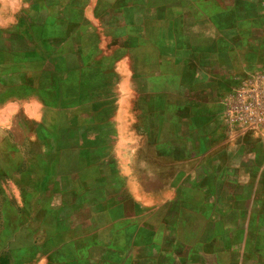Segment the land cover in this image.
Segmentation results:
<instances>
[{
	"label": "rangeland",
	"instance_id": "obj_1",
	"mask_svg": "<svg viewBox=\"0 0 264 264\" xmlns=\"http://www.w3.org/2000/svg\"><path fill=\"white\" fill-rule=\"evenodd\" d=\"M199 4L200 0H0L1 50L19 44L30 51L25 63L39 64L38 71L28 73L38 84L12 86L2 81L11 69L0 61V260L264 264V250L257 251L264 246V234H259L264 219H248V230L239 233L236 227L242 220L229 218L215 200L216 177L204 178L187 192L170 181L165 185L143 179L127 154L135 134L132 128L119 131L126 133L124 143L117 135L112 138L119 115L146 113L149 100L165 109V100L181 98L171 86H147L158 62L159 72L196 81L192 68L195 71L200 58L179 52L186 47L195 51L196 43L177 36L182 30L178 23H188L190 35L201 30L195 19ZM204 64L203 98L215 99L229 129L256 133L264 147L258 131L231 127L224 116L229 94L253 75L240 76L219 95L207 73L213 60L206 57ZM133 81L144 86H134ZM188 94L196 97V92ZM98 123H109V130L102 127L93 136L90 128ZM145 125L140 123L143 141H156L149 138ZM106 157L109 165L103 161ZM248 170L242 172L245 181L252 176ZM201 249L216 256L202 258Z\"/></svg>",
	"mask_w": 264,
	"mask_h": 264
},
{
	"label": "crops",
	"instance_id": "obj_2",
	"mask_svg": "<svg viewBox=\"0 0 264 264\" xmlns=\"http://www.w3.org/2000/svg\"><path fill=\"white\" fill-rule=\"evenodd\" d=\"M199 5L200 13L195 19L198 21L196 26H201V30H197L196 35H190L188 23H178L182 30L177 36L182 42L196 43L195 51L188 47L179 51L200 58L195 71L192 68L196 81L161 73L158 71L161 63L158 62L154 73L149 74L150 83L147 86H171L174 92L181 94V98L165 100V109H159L156 102L149 100L150 111L133 113L128 117L119 115L116 119L118 132L115 134L113 128L112 138L117 135L124 143L126 133L119 131L132 128L135 134L131 135L133 143L128 147L127 154L134 171L143 179H157L165 185L170 181L171 185L187 192L190 186H197L204 178L216 177L215 200L226 208L229 218L242 220L236 230L245 233L248 219H264V147H261V139L256 133L229 129L218 113L215 99L206 101L203 98L202 88L206 86L204 59L213 60V68L207 73L214 80L210 85L213 92L215 90L219 95L223 87L237 83L240 76L264 73V0H200ZM186 9L188 12L189 8ZM156 52L160 53L156 56L163 57L161 51ZM76 54L75 51V57ZM29 55V48L20 49L19 44L8 51L0 48V61L4 59V64L11 69L5 72L2 81L12 86L38 84V81L28 78V73L38 71L39 65L38 62H27V66L25 61ZM166 57L173 59L172 56ZM186 67L188 73V63ZM52 78L50 75V80ZM141 83L133 81L134 86H144ZM120 86H125L124 82ZM194 86L202 87L199 90ZM191 92H196V97H189ZM134 121L139 125L131 126ZM141 122L146 124L143 127L148 130L149 138L152 135L156 141H143L140 136ZM104 125L98 123L92 126L91 134L94 136V131L102 127L108 131L109 123ZM108 136L109 132L106 140ZM93 150L96 151V148ZM101 153L104 154L105 150ZM108 158L103 160L107 165ZM209 169L210 173L206 174ZM247 170L252 171V176L245 181L242 172ZM259 230V234H264L263 227ZM206 246L210 248L212 244ZM261 250H264L263 245L257 251ZM200 252L202 258L209 260L217 253L202 249Z\"/></svg>",
	"mask_w": 264,
	"mask_h": 264
},
{
	"label": "built area",
	"instance_id": "obj_3",
	"mask_svg": "<svg viewBox=\"0 0 264 264\" xmlns=\"http://www.w3.org/2000/svg\"><path fill=\"white\" fill-rule=\"evenodd\" d=\"M224 116L229 126L256 130L264 140V73L253 75L229 94Z\"/></svg>",
	"mask_w": 264,
	"mask_h": 264
},
{
	"label": "trees",
	"instance_id": "obj_4",
	"mask_svg": "<svg viewBox=\"0 0 264 264\" xmlns=\"http://www.w3.org/2000/svg\"><path fill=\"white\" fill-rule=\"evenodd\" d=\"M0 261H1V264H7V259L6 258L1 259Z\"/></svg>",
	"mask_w": 264,
	"mask_h": 264
}]
</instances>
